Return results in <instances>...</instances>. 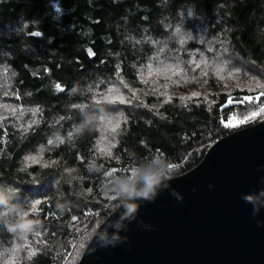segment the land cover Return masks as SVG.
I'll use <instances>...</instances> for the list:
<instances>
[{"label": "trees", "instance_id": "16d2710c", "mask_svg": "<svg viewBox=\"0 0 264 264\" xmlns=\"http://www.w3.org/2000/svg\"><path fill=\"white\" fill-rule=\"evenodd\" d=\"M223 66L264 82V0H0V221L34 225L0 223V264H76L117 179L264 119V86L219 90Z\"/></svg>", "mask_w": 264, "mask_h": 264}, {"label": "water", "instance_id": "95a60500", "mask_svg": "<svg viewBox=\"0 0 264 264\" xmlns=\"http://www.w3.org/2000/svg\"><path fill=\"white\" fill-rule=\"evenodd\" d=\"M132 202L131 216L120 203L99 223L76 264H264V119ZM102 233L114 246H101Z\"/></svg>", "mask_w": 264, "mask_h": 264}, {"label": "clouds", "instance_id": "9594fccd", "mask_svg": "<svg viewBox=\"0 0 264 264\" xmlns=\"http://www.w3.org/2000/svg\"><path fill=\"white\" fill-rule=\"evenodd\" d=\"M52 10L54 19H58L63 11L58 3L52 4ZM79 131L83 132L84 129L80 128ZM152 165H158L159 167L149 166L143 170L134 168L131 170L129 176L115 181L113 192L115 198L121 200V207L125 208V217L131 216L132 213L136 211V205L132 202L135 198H143L145 200L154 199L156 190L162 182L172 178L170 171H168L167 164L162 162L160 157L155 156L152 160ZM164 187H167V184H164ZM13 191H18V189H13ZM247 199L249 202L252 201V197H248ZM0 207H15V205L11 203L8 191L3 188H0ZM26 220H28L26 215L21 212L15 219H5L0 221V223H2L8 231L24 235L34 226L31 224L26 228L22 227ZM100 239L104 241L101 246H114V242L118 237L108 238L106 233H102Z\"/></svg>", "mask_w": 264, "mask_h": 264}, {"label": "rangeland", "instance_id": "374dc122", "mask_svg": "<svg viewBox=\"0 0 264 264\" xmlns=\"http://www.w3.org/2000/svg\"><path fill=\"white\" fill-rule=\"evenodd\" d=\"M251 71L253 72V70ZM253 73L241 71L240 68L239 70L232 69L230 71H226L223 66L218 69L217 74L214 75V84L219 90L232 91L233 89H245L252 92L259 91L263 88L264 82L258 75ZM198 95L199 91L193 89L185 96V98L190 96L189 99H195ZM235 120L236 119H232L231 122L234 123Z\"/></svg>", "mask_w": 264, "mask_h": 264}, {"label": "snow or ice", "instance_id": "6c2138e0", "mask_svg": "<svg viewBox=\"0 0 264 264\" xmlns=\"http://www.w3.org/2000/svg\"><path fill=\"white\" fill-rule=\"evenodd\" d=\"M34 35H39V33H34ZM258 99V98H257ZM253 100V97H251V96H246V97H243V98H241V99H239L237 102L238 103H243V102H245V101H249V102H251ZM229 102L231 103L232 102V100H231V98H230V100H229ZM257 115V113H252V116H256ZM170 167H171V165H170ZM73 219H75V218H73ZM24 227H27V226H24Z\"/></svg>", "mask_w": 264, "mask_h": 264}, {"label": "bare ground", "instance_id": "6f19581e", "mask_svg": "<svg viewBox=\"0 0 264 264\" xmlns=\"http://www.w3.org/2000/svg\"><path fill=\"white\" fill-rule=\"evenodd\" d=\"M211 54V53H210Z\"/></svg>", "mask_w": 264, "mask_h": 264}]
</instances>
